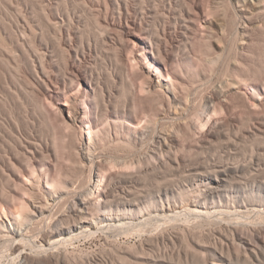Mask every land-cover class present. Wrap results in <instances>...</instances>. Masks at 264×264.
Instances as JSON below:
<instances>
[{
  "label": "rangeland",
  "instance_id": "obj_1",
  "mask_svg": "<svg viewBox=\"0 0 264 264\" xmlns=\"http://www.w3.org/2000/svg\"><path fill=\"white\" fill-rule=\"evenodd\" d=\"M227 3V0H0V222L10 208L15 212L29 211L32 207L25 204L38 199L51 210L48 214L51 219L40 224L36 221L30 227L33 240L40 242L49 227L47 223L55 216L67 214L68 199H72L74 191L81 188L88 191L94 168H100V187L110 192L133 187L140 192L152 190L158 178L164 187L180 192L182 186L192 185L193 178L187 177L189 167L196 162L198 146L216 133L217 123L227 132L238 131L242 135L262 128L264 108L251 110L249 106L248 110V103L257 91L264 96V16H254V25L244 38L238 30L248 23L239 8ZM243 40L245 45L241 43ZM141 53L145 59L139 63L134 58ZM148 63L159 69L156 72L152 68L154 74L163 81H174L178 93L190 99L182 118L168 113V92L150 86L143 68ZM219 82L241 84L245 95H231L229 103H223L227 107L223 112L216 114L212 110L216 123L198 131L191 128L192 132L191 114L201 110L205 97L214 93L213 88ZM87 92H98L102 100L100 110L83 100ZM70 105L78 107L84 116V125L77 124L80 128L67 119L64 109ZM92 108H96V113ZM129 121L139 123L138 129L150 133L138 146L141 153L146 152L154 131L159 135L175 132L181 140L178 159L182 167L162 169L159 172L165 176L155 177L151 171L155 163L150 159L142 166L139 164L144 171L150 170V174L140 177L142 185L120 180L118 176L136 174L139 170L135 166L137 172L132 167L127 171L114 162L119 158L132 159L130 147L122 143L136 141L129 133ZM82 134L87 137V144L81 140ZM90 135L94 140H90ZM220 146L225 147L224 142ZM259 146L263 148L260 143L247 144L244 151L250 154L251 148ZM86 152L90 155L89 162L84 159ZM58 181L72 183L67 185L71 193L65 187L63 200L49 193L53 189L62 192L59 189L63 190L65 185ZM99 227L92 228L94 234L76 231V238L53 251L66 256L70 260L67 264H138L135 260L123 262L119 249L154 259L166 258L167 264H201L205 257L208 263L212 259L201 253L203 250L193 239L214 244L229 235L216 225L195 231L186 230L185 226H159L151 231L147 227L141 234L124 231V235L119 229L110 232L100 228L105 230L101 232ZM1 250L0 262L10 264L7 248ZM46 251L44 256L50 260L45 257V264H60ZM30 252L31 249L27 250Z\"/></svg>",
  "mask_w": 264,
  "mask_h": 264
},
{
  "label": "bare ground",
  "instance_id": "obj_2",
  "mask_svg": "<svg viewBox=\"0 0 264 264\" xmlns=\"http://www.w3.org/2000/svg\"><path fill=\"white\" fill-rule=\"evenodd\" d=\"M227 1L230 6L239 8L241 10V16L244 17L246 23H248L244 25V27H240V30L237 29L242 34V37L245 38L248 28L254 25V16H264V0ZM206 27L209 28L210 26ZM241 43L242 45L246 44L245 40H243V42ZM134 59L137 62L142 63V59H145V57L143 53H141L139 58L138 56H135ZM143 68L149 76V83L152 88L157 89V91L159 89L161 91L165 90L168 92L170 99V105H168L170 110L168 109V113L170 115L181 117V115L184 114L186 110L188 111V100L190 99H187L188 96L184 98V96L180 95L181 93H178V89L176 87L177 84L175 85L174 81H163L162 79H160L158 75L154 74V72L152 71L153 68V70L155 69L156 72H159V69L154 67L153 64L148 63L147 65L143 66ZM213 90L214 93L212 95L205 97L203 105L201 106L202 108L200 107L201 110H195L194 114H191L192 119L190 120V129L192 128L194 131H198L202 128H209V126H211L213 123H216L213 118L214 115H211L212 110L213 112H216V114L217 112H223L227 108L223 103H226L227 105L229 103L228 100L230 99L231 95L235 94L240 97L245 95V89L243 90L242 85L234 82L227 85L223 82H219L215 85ZM256 93L257 95L251 98L252 100H250L248 103V110L249 106L250 108H259V110L264 108V96H260V91H257ZM245 97H243V100H245ZM83 100L90 106L95 104L96 106H98V108H96L100 110L99 104H101L102 100L98 95V92L95 94L87 92L85 97H83ZM248 100L249 99H247V101ZM244 103L246 102L243 101V104ZM253 108L251 110H253ZM95 109L93 110L94 112ZM64 112L68 114L67 119L68 121L74 123L73 125H82L84 123V116H81L78 107L70 105L66 109H64ZM102 113L105 114V112L103 111ZM93 115L89 116L94 118ZM101 115L99 114V116ZM130 121L128 125L130 126V129L128 128L129 133H131L135 137L136 141L125 140L122 141V143L125 142L124 145H126V147H130L129 150L131 149L130 152L132 159L128 160L119 158V161L116 159L118 162H114L117 167H122L124 169L127 168V171L131 167L134 168L135 166H138L139 170H137L138 168L136 167L134 168V170H137L138 173H136L137 171H133V173L136 174L126 173L118 176L120 180L123 179L124 181H122H126V183H132L136 181V183L140 182L139 186L142 185V183L144 182L141 181L140 177L142 175H145V173L146 175L147 173L150 174V170L147 168L149 171H144V168L141 167V164L145 161H150V159L154 160L153 162L155 163L153 167L151 166V163L149 164V166L152 167L151 171L153 172V175L155 177H159L160 175L165 176V173L159 172L162 171V169L165 170L170 167L171 169L175 170L173 167H177V169H180V167H182L180 165L181 162L178 159L180 156V147H182L180 145L181 140L179 139V137H177V134L175 132L172 131L173 133L168 132L167 135H159L158 133L155 134V131L153 130L154 132H152L154 134H151L152 139L148 143L146 152L141 153V151L137 150L139 149L138 146L139 144H143L145 142L147 135H150V133H148L149 131L145 129L141 130V127V129H138L137 126L139 123L136 124L134 121ZM260 124H262V128H259L255 131H250L248 134L242 135L240 133H237L238 131L232 133L227 132L223 129V125L217 123L218 129L217 131L215 130L216 133H214L211 137L206 138L204 143L198 146L199 148L196 151L197 157L196 154L194 156L196 157V162L189 167L191 168V172L187 174V177L191 175V177L193 178L192 185H186L184 187L182 186L180 192H178L177 189L169 188L167 185L166 187H164V182H160L161 179L159 178V181L156 178V184L154 183L155 185H153V187L155 188H152V190H149L148 188L144 190V187H146L144 186V184L143 186H141L144 188H142V191L144 190L143 192H140L141 190L139 191L138 187L135 190L133 187L132 190H121L120 192L117 191V189H114L116 192H114L113 190L112 192H110L108 191V189L106 190L105 188L100 187L102 185V175L100 172V168L95 169L93 167L94 170L92 169V175H90L91 181L89 180L90 182H88L89 184H87L89 186L88 191H85L83 190L84 188L82 189L80 187V191L79 189L78 191L75 190L73 194V187H71L73 197L71 196V200L70 198L68 199L70 202L67 204V208L65 207L67 209V214L58 215L55 216V218L53 217L52 221L49 220L50 222L47 223L49 224V227L45 231L43 230L44 234L41 237L40 242H38L37 240H33L34 236L32 235V233H30V227L36 221H38L36 223H41V221L48 220L50 218L48 215L51 211L49 208L50 206L48 207V205H46L45 203L42 204L41 202H37L36 200L38 199H36L33 201L29 200V202L25 204L28 207H32L29 211L23 210L24 212H20L22 211L20 210L19 212H15L13 208H10L9 212L5 214V220L0 222V250L1 248H7L8 255L11 259L10 264H45V250L52 253V256L50 257L54 260L56 259V262L60 264H67L70 260H68L66 256L63 255V257L60 253L53 251V249L55 247L57 249L59 245L67 243L76 238L78 236L75 235L76 231H84L85 233L94 234L92 228H98L99 225H101V227H99V231L105 229L106 231L110 230L111 232L114 229V231H116V229H119L121 230V233L125 231V233L128 234H132L135 232L141 234V232L147 230V227H150L147 231H149V229L151 231V229H153V227L156 228L157 225V228H159V226H170L173 228H181L182 226H185L187 228L186 230L189 229V231H195L197 228H203L206 225L210 227L216 225L219 226V229H224L229 234L227 237L222 238L218 243L207 244L193 239V243L200 246V248L203 250V252L201 253L212 259V262L208 263V260H206L205 257L200 260L202 261L201 264H264V120ZM79 125L77 126L79 127ZM147 128L149 129L150 127L147 126ZM87 129L90 130L89 128ZM88 133L92 134L90 133V131ZM93 135H90L88 137L91 138V136ZM82 139L84 144H87L88 139L84 136V134H82L81 140ZM90 140L94 139L91 138ZM119 141H121V139ZM183 141L185 142L184 139ZM221 142H224L225 147L220 146ZM254 143H260L263 148H261L260 146L258 148H251L250 154L248 153V151H244L247 144L249 145ZM90 144H88L87 146H89ZM224 149L226 150L224 151ZM83 154L84 159L89 162L91 160L89 152ZM231 158L234 161H231ZM139 164L141 166H139ZM111 178L114 180V177ZM119 179L117 181H120ZM64 182H59L62 186L65 185L63 186V190L59 189V191L62 192H58L56 189H53V192L49 191V193H55L58 196L53 194V197L56 196L61 199V196H64L63 192L67 191L68 189L67 185L72 184H64ZM82 184L85 185V183ZM101 189H105V191H100ZM6 222L9 223V226L6 224ZM46 222L48 221H45V223ZM221 226L224 227L222 228ZM100 228L102 229L100 230ZM105 230L101 232H104ZM115 233L113 234L115 235ZM28 248L31 249L30 253H27V250H29ZM120 250L121 249H119L118 251L121 253V260L126 263L134 260L138 261V264H167L168 262V259L166 260V258L160 257V259H157V257L156 259H154L145 257L144 253V256H140L141 253L136 254L133 253V251L131 253L130 250L126 249V251L123 249L121 251ZM143 250L144 249L142 248V252ZM3 252L4 250H1V253ZM48 260H50V258Z\"/></svg>",
  "mask_w": 264,
  "mask_h": 264
}]
</instances>
